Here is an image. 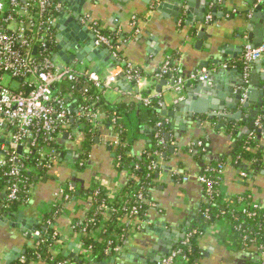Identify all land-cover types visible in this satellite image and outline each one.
<instances>
[{
	"label": "crops",
	"instance_id": "1",
	"mask_svg": "<svg viewBox=\"0 0 264 264\" xmlns=\"http://www.w3.org/2000/svg\"><path fill=\"white\" fill-rule=\"evenodd\" d=\"M59 1L65 9L64 19L71 18L74 9L83 8V19L80 24L90 34L93 35L88 25L83 23L86 17L99 22L103 30L117 32L120 35L119 54L127 62L140 68L146 78L139 85L120 80L126 84L122 87L118 86L119 90H112L107 94L105 97L107 104L115 105L124 99L141 103L136 98L139 93L149 97L151 104L156 102L160 108L159 123L162 124L161 130L166 142L161 146L160 170L154 176L155 187L149 196L147 221L135 234H130L127 245L118 257L113 256L100 264H159L156 258L162 255L163 250L174 244L176 240L180 241L179 246L183 240L178 236L181 234L187 236L202 218L201 212L209 200L203 186L196 178L208 167L224 166L220 192L223 200L228 203L223 201V204L230 205L232 200L248 195L264 208V133L258 135L256 132V138L253 140L254 149L261 152L258 166L244 178L242 172L231 164V152L236 146V139L239 138L243 127H240L236 138L232 133H228L230 123H227L225 119L208 120L207 118L201 124L193 121L188 111H174L177 100H181L179 105L189 100L186 87L181 95L172 88V82L177 75L171 73L169 78L162 79L167 81V85L161 92H158L161 80L158 83L153 80L165 62L174 59L177 60L178 73L180 72L182 77L187 78L195 71L206 68L211 71L210 77L215 76L213 78L215 85L224 89H234L236 92L243 73L235 64L242 57L244 36L248 35L240 31L243 25L239 15L247 10L248 1L216 0L218 7L214 4L205 7L204 20L209 14L213 17L209 23L196 20L197 17L192 13H182L180 18L176 19L169 14L164 16L156 11L153 12L151 5L155 0ZM201 8L204 7L201 6ZM195 10L198 12L197 8ZM135 17L140 20V35H135L132 27ZM65 29L67 34L71 35L67 42L70 46L79 35H72L73 31L69 25L65 26ZM202 32L205 36L201 40L202 45L198 47L197 36ZM81 43L82 41L79 44ZM59 45L60 42L57 39V53ZM99 57L91 62L85 59L82 63L91 71L106 76L116 62L112 58V53L100 54ZM74 63L81 64L78 61ZM223 63L229 64V68H223ZM257 72L260 76L264 74L261 68ZM197 84L199 82H192L190 88L194 89ZM224 89L220 92L226 94ZM220 101L224 100L220 99ZM67 103L72 108L78 107L76 98L68 99ZM197 104L192 102L194 106ZM257 104L258 110L264 112V104ZM164 105L168 112H174L173 116H163ZM204 107H209V103ZM145 113L134 111L126 120L130 131V142L134 140L132 149L127 152L131 153L130 157L140 156L147 150L151 121L150 118L141 117ZM260 120L263 121H261L262 128L264 115L261 114ZM240 122L244 121L238 120L234 124ZM164 123L165 126H163ZM221 124L222 127L218 129ZM78 129V124L75 122L72 128L68 129L72 134L71 138L67 135L60 142L65 149L64 158H69L78 147L84 145V135ZM98 131L99 135L90 149L89 162L84 172L80 173L76 170L73 160L71 162L68 159L61 160L54 170L46 171L45 174L37 177L38 183L33 189L32 201L23 207L19 214L8 215L7 223L0 225V264H7L6 257L14 250L26 254L28 249L33 248L31 237L33 231L26 227V222L30 221L35 225L50 212L58 188L65 183L62 181L70 179L77 186L81 184L85 188L92 181H96L108 190L116 192L126 187L131 178L128 170L124 171L116 166L113 127L101 126ZM2 141L0 140V146L4 145ZM199 142L205 145L204 153L198 151ZM184 177L189 180L184 181ZM72 210L73 208L70 207L67 211ZM67 211L58 220V229L70 239L59 246L60 254L77 262L80 249L77 250L74 246V244L78 246V243L77 238H74L76 236L72 235L68 227L70 219L69 214H66ZM196 244L197 251L193 264H260L257 248L246 246L227 219L211 226L197 239ZM25 254L17 257L14 253L16 260L11 264ZM30 264L48 263L35 260ZM177 264L190 263L178 261Z\"/></svg>",
	"mask_w": 264,
	"mask_h": 264
},
{
	"label": "built area",
	"instance_id": "2",
	"mask_svg": "<svg viewBox=\"0 0 264 264\" xmlns=\"http://www.w3.org/2000/svg\"><path fill=\"white\" fill-rule=\"evenodd\" d=\"M160 4L161 1L157 0L155 6H160ZM155 6L151 7V11H155ZM62 8L63 5L59 0H0V140H4L2 141L4 145L0 146V170L9 169L5 173L6 177L10 179L8 182L10 185L7 188V200H19L23 193L26 206L32 201L33 189L29 188L24 191L27 179L22 174L25 165L21 151L28 152L29 149L31 151L32 147L35 148L39 134L49 135L51 138L53 135V139L59 144L65 136L68 135V138L69 136L71 138L72 134L68 131L70 124L75 122L78 124L83 117L88 119L89 126L93 129L101 127L104 114L97 108L98 99L92 98L90 95L91 89L96 88L106 97L112 90H119L117 87L120 80L139 85L146 78L140 68L121 57L119 54V41L117 40L116 44L110 37L104 35L101 24L90 20L88 17L83 20V23L88 25L95 36V47L107 48L112 53V57L117 64L109 69L106 76H103L98 72L91 71L83 63H59L56 60V55L57 39L60 35L59 14ZM212 19V15L209 14L205 21L209 23ZM139 22L140 20L137 17L133 18L132 27L135 35L141 34ZM244 41L242 57L235 66L238 68V64L243 66V69H241L242 78L244 83H248L251 77L252 64L264 57V43L257 48H253L247 34L244 36ZM171 65V59L167 60L153 80L158 83L166 74H176L172 88L179 92L180 95L188 82H205L210 79L211 71L206 68L197 70L186 78L182 77L179 74L180 72L178 73V68L172 69ZM222 66L226 69L229 68L227 63H223ZM6 76L8 80L5 79ZM66 81L87 82L84 85V102H88L87 108L73 109L68 105V99L74 98V94L72 90L65 92L62 88L63 83ZM136 98L145 106L151 105L150 98L144 97L143 94H137ZM180 101V99L177 100L175 104H180ZM161 126L162 124L160 123L156 124V127L160 130ZM80 128L84 127L80 125L78 130ZM260 128L261 120L259 119L255 123V130L249 135V140L256 138V132ZM157 137L159 146L166 144L164 133L163 136L159 135ZM121 144L120 136L116 133L113 136L115 151L118 150ZM197 148L200 153L206 151L203 142H199ZM115 151L114 154H116ZM83 152V146L78 147L75 153L64 159H68L70 162L74 160L76 166L79 164L80 167L85 165L87 167L88 163L80 161ZM37 154L43 160L39 164L40 169H46L47 172L54 170L64 156L50 144L39 146ZM114 156L116 157V155ZM127 156L130 157L131 153H127ZM139 158L148 165L149 173L147 176L151 180L149 186L143 192L125 195L123 192L124 187L116 192L108 190L96 181H92L87 186V188L97 185L103 186L108 191V201L101 204L98 208L100 215L104 217L99 225L89 233L84 230V234H88L91 239L98 243L105 242L103 236L108 234V222L118 215L120 211L123 212L118 218L117 227L124 230L125 234L111 233L106 242L109 246L119 244V246L115 247L117 256L121 254L127 245L130 234H135L139 227L147 221L148 210L144 212L142 205L146 204L148 206L150 192L155 187L154 176L160 170V152L149 154L143 151ZM120 164L121 162L118 158L116 166L119 168ZM137 168L138 165L135 162H131L122 169L124 171L128 170L130 178L134 179L132 171ZM29 170L38 175L37 169L29 168ZM223 173L224 166L218 165L217 167L206 168L196 178L198 183L203 186L208 200L221 202L222 204L223 201L228 203V201L223 200L220 192ZM247 176V173L242 172V177L246 178ZM187 180L189 178L184 177V181ZM62 182L65 183L58 188L52 209L58 207L61 213L60 217H62L68 208H73L72 211H67L66 214H69L68 218L70 219L68 227L72 235L76 236L74 238H77L80 249L78 260L82 264H93V246L87 245L81 240V234L75 233L77 227L74 225V221L85 217L89 207L96 202L98 194L95 193L91 197L71 196L69 193L74 192L76 189L75 182L70 179ZM128 191H130V187ZM125 198L132 201L125 200ZM118 201L122 203L120 207H116V202ZM229 204L235 207V209H232L229 205L232 210L241 212L247 218L264 217V208L251 198L238 197ZM79 214L81 215L77 216ZM1 216L2 214H0ZM43 218L37 222V225H49ZM31 237L34 249L45 243L43 233L36 230V227ZM54 239L56 243L50 251L56 257L61 255L59 246L67 243L70 237H66L58 230ZM189 240L190 233L175 250L162 258L159 264H177L178 261L188 262L189 259L180 246L187 245ZM246 240L247 238H244L242 242L247 246ZM250 242L252 246L257 248L260 264H264V240L251 239ZM38 260H40V257ZM58 264L78 263L70 260V262L64 261Z\"/></svg>",
	"mask_w": 264,
	"mask_h": 264
},
{
	"label": "trees",
	"instance_id": "3",
	"mask_svg": "<svg viewBox=\"0 0 264 264\" xmlns=\"http://www.w3.org/2000/svg\"><path fill=\"white\" fill-rule=\"evenodd\" d=\"M103 34L110 37L115 43L120 38V35L117 32H109L103 30ZM117 44V43H116ZM56 51V48H55ZM172 61V69H177V60H171ZM240 70L243 69L241 64H238ZM143 74V72H142ZM170 74H166L164 78H169ZM63 89L65 92L72 90L74 94V98H76V101H78V107L82 108L88 107V102H84V85L87 84V82H64L63 83ZM91 86V85H90ZM92 88V86H91ZM90 95L92 98H97L99 103L97 105V108L99 111L103 112L104 114V120L102 121V126H109L113 127L114 134H119L121 139V146L118 148L116 153V162H118V158L120 159V166L119 169H122L123 167L129 165L131 162H135L138 165L137 169H133V175L134 179H130L124 188V194L130 195L132 193L138 194V192H143L151 182L150 178H148V169L147 164L139 158V156L135 157H129L127 156V152L132 149L133 142H130V136H129V128L126 124V120L129 118L130 114L134 111L139 112H146L141 117H147L150 118V132L148 136V144H147V150L145 152L152 154L155 152L161 151V146H159V139L157 136H163V133L160 129H156V124L161 121V115H160V108L157 106L156 102H153L150 106H145L143 103H139L135 100L128 101L127 99H124L120 101L119 103L115 105H108L107 101L105 99V96L98 91L96 88H92L90 91ZM95 100V99H94ZM72 108V107H71ZM75 108V109H77ZM74 109V108H73ZM262 121V120H261ZM263 122V121H262ZM81 125L80 131L84 135V145L83 150L84 152L81 155V162L88 163L89 162V155H90V149L95 144V140L97 139V136L99 135V131L97 129H93L89 126L88 119L86 117H83L78 122V128ZM229 129L228 133H232L234 136L239 134L240 127H244L245 123H230L228 124ZM72 128V124L70 126ZM155 129V130H153ZM238 132V133H237ZM249 135H246L244 138L236 140V146L231 152V164L235 165L236 168H238L241 172L251 173V171L258 166L259 160L261 158V152L254 149V141L249 140ZM38 143L37 146L34 148H31V151L29 149L28 152L21 151L23 159H24V165L25 168L23 169L22 174L26 177V185L24 187V191L26 189H34L35 185L38 183L37 177L45 174L46 169H40V162H43L42 158L39 157L37 154V148L42 145L50 144L53 147L57 148L59 153H65V149L62 148V146L56 142L49 135L45 134H39L38 136ZM29 146V145H28ZM111 149V148H110ZM64 151V152H63ZM62 159V157H60ZM64 159V156H63ZM63 161V160H62ZM250 164V166H249ZM29 168L37 169L38 173L35 174L34 172H31ZM86 169V165L83 167H80L78 164L76 166V170L78 172H84ZM8 168L0 170V214H19L20 210L26 206L25 204V195L22 193V196L19 200L15 201H8L7 200V188L10 185L9 178L6 177L5 173L8 172ZM203 173V172H202ZM76 176V175H75ZM75 178V177H74ZM73 182V181H72ZM139 182V183H138ZM76 185V184H75ZM130 187V191H128ZM107 190L103 186H94L92 188H85L82 187L81 184L76 185V189L74 192H70L69 194L71 196H93L95 193L98 194V197L96 199V202L94 205L90 206L87 213L85 214V217L83 219H75L74 225H76L77 229L75 233L81 234V240L85 242L89 246H93L94 250V261L93 264H100L109 258H112L113 256H116L115 247L119 246V244L109 246L106 242L109 239V234L111 233H119V234H125L124 230H121L117 227L118 218L123 213L120 211L118 215L114 216L109 222H108V234H105L103 237L105 238V242L98 243L94 239H91V237L88 236V234H84V230L89 233L91 230L95 229L101 220L104 218L100 215L98 208L101 204L106 203L108 201L107 199ZM243 198H250L248 195L242 196ZM125 200L132 201L131 199L125 198ZM210 201V200H209ZM207 202L206 206L204 207L203 211L201 212L202 218L198 222L195 228H193L190 232V240L185 246H180L183 249V252L186 254V256L189 259V263L193 264V261L196 257V251H197V239L206 233V231L216 224L217 222H220L222 220H228L234 229V232L240 237V239L247 238V246H252L250 240L251 239H259L264 240V217L263 216H257L254 218H247L244 216L241 212L232 210L228 204H222L221 202H215L210 201ZM121 202H116V207L121 206ZM123 207V206H122ZM143 211L148 210V206L146 204L142 205ZM264 211V210H263ZM61 216V213L59 211V208H53L49 213L45 215L43 218L44 221H46L49 225L43 226V225H37L36 230L43 233V238L45 240V243L39 246V248L34 249H28L26 251L25 256L23 259H19L18 261L14 262L13 264H30L31 262L38 260L40 257V260L45 261L48 264H58L60 262H70L69 258H66L62 255H58L56 257L53 256L50 249L55 245L56 240L54 239L55 234L58 232V220ZM244 243V242H243ZM245 244V243H244ZM75 263L82 264L81 262L77 261Z\"/></svg>",
	"mask_w": 264,
	"mask_h": 264
},
{
	"label": "water",
	"instance_id": "4",
	"mask_svg": "<svg viewBox=\"0 0 264 264\" xmlns=\"http://www.w3.org/2000/svg\"><path fill=\"white\" fill-rule=\"evenodd\" d=\"M247 1V10L243 11L242 15H239L243 25L240 28V31L248 33L250 44L253 48H257L264 43V0ZM211 4L218 7L216 0H163L160 6L156 9V12L164 16L169 14L176 19H179L182 13H192L197 17L196 20L204 23L205 20L203 17L205 14V7H208ZM201 6L204 8L202 9ZM196 8L198 9V12L195 10ZM61 12L59 14V30L62 37L60 35L58 37L60 45L58 46V53L56 55V60L59 63L70 64L77 61L82 63L85 59L91 62L94 59L100 58V54L102 55L106 53L110 55V51L106 48H96L95 36L81 26L80 23L83 19V8L74 9V13L71 18L68 19H64V8H62ZM68 25L73 31L72 35H79L77 40L70 46L67 45V42L68 39L71 38V35L67 34L65 29V26ZM200 29L202 30V27ZM204 36L205 34L203 32L197 36L198 47L202 45L201 40ZM80 41H82L81 44H79ZM113 60L116 62L114 58ZM260 68L264 70V57L252 64L249 82L244 83L242 78V81L237 85L238 90L236 92H234V89H224L215 85L213 81L215 76L210 77L208 81L199 82L194 89L190 88L192 83L188 82L185 87L187 88V97L189 100L181 105L176 104L174 111H188L189 117L199 124L206 121L207 118L208 120L225 119L227 123H234L238 120H243L245 126L239 134V138L242 139L255 130V123L260 119L261 114L264 115V112H260L257 106V103L261 105L264 104V74L260 76L257 72ZM124 84L126 83L120 82L118 83V86L122 87ZM166 85L167 81L161 80L158 92H161L162 88ZM173 85L174 80L172 82V86ZM223 89L226 91V94L220 92ZM220 99L224 101H220ZM192 102H197L198 104L194 106L192 105ZM207 103H209V107L205 108L204 106ZM173 113V111L168 112L167 107L165 105L163 106L162 114L164 117L167 115L173 116ZM165 125L166 124L164 123L163 126ZM221 127L222 124L219 125L218 129ZM262 133H264V127L257 130L258 135ZM167 138H169L168 135ZM72 163L75 164L76 162L73 160ZM8 215L10 214H4L0 217L1 226L7 223ZM36 225L37 224L34 225L30 221L26 222V227L29 228L30 231H33ZM185 237L186 235L183 234L178 236L181 240H184ZM177 241L178 240H176L174 244L165 248L162 255L156 258V262H160L162 258L175 250L180 243V241ZM74 246L77 250L79 249V246H76L75 244ZM14 253L17 254V257L25 254V252L20 253L19 250H14L6 257L7 264H11L16 260Z\"/></svg>",
	"mask_w": 264,
	"mask_h": 264
},
{
	"label": "flooded vegetation",
	"instance_id": "5",
	"mask_svg": "<svg viewBox=\"0 0 264 264\" xmlns=\"http://www.w3.org/2000/svg\"><path fill=\"white\" fill-rule=\"evenodd\" d=\"M160 1L162 2L163 0H160ZM156 2H157V0H155V2L153 3V5H151V7H152V6H155V5H156ZM158 7H159V6H157V7L155 6V11H156V9H157ZM155 11H153V12H155ZM243 49H244V48H243Z\"/></svg>",
	"mask_w": 264,
	"mask_h": 264
},
{
	"label": "rangeland",
	"instance_id": "6",
	"mask_svg": "<svg viewBox=\"0 0 264 264\" xmlns=\"http://www.w3.org/2000/svg\"><path fill=\"white\" fill-rule=\"evenodd\" d=\"M6 80H8L7 76L5 77Z\"/></svg>",
	"mask_w": 264,
	"mask_h": 264
}]
</instances>
